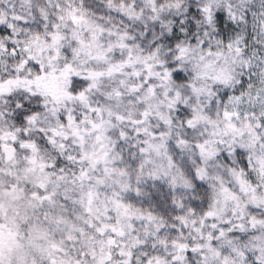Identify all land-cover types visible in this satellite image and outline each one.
I'll return each mask as SVG.
<instances>
[{"label": "snow or ice", "instance_id": "1", "mask_svg": "<svg viewBox=\"0 0 264 264\" xmlns=\"http://www.w3.org/2000/svg\"><path fill=\"white\" fill-rule=\"evenodd\" d=\"M0 264H264V0H0Z\"/></svg>", "mask_w": 264, "mask_h": 264}]
</instances>
